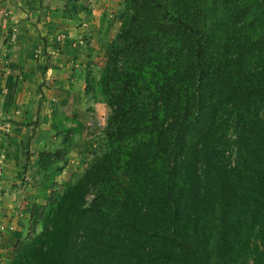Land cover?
Returning <instances> with one entry per match:
<instances>
[{
  "label": "trees",
  "instance_id": "1",
  "mask_svg": "<svg viewBox=\"0 0 264 264\" xmlns=\"http://www.w3.org/2000/svg\"><path fill=\"white\" fill-rule=\"evenodd\" d=\"M83 8L65 0L62 14ZM119 21L85 80L111 108L104 149L32 204L6 264H110L139 249L142 264H264V0H124ZM233 125L235 172L217 159ZM50 130L61 145L34 164L54 187L78 129Z\"/></svg>",
  "mask_w": 264,
  "mask_h": 264
},
{
  "label": "rangeland",
  "instance_id": "2",
  "mask_svg": "<svg viewBox=\"0 0 264 264\" xmlns=\"http://www.w3.org/2000/svg\"><path fill=\"white\" fill-rule=\"evenodd\" d=\"M14 1L16 0H0L1 63L14 61V63L17 64V60H21L19 59L20 56L16 50H9L17 37L15 34L16 32L12 33V35L9 32L12 31V27L9 26V17L11 15L10 8H13L12 14L19 12L16 10V5L20 3V1L17 0V4ZM30 2L31 3H28L30 5H26H28V11H37L38 18H36V23L39 21H47L46 24H50L52 22L49 28L53 27V29L48 33H52L55 36L56 41L57 34L67 30L66 28L57 29V22L63 21V18H66L69 22L77 25H81L82 22H86L87 29L85 33L88 36V40L84 49L89 46V43L92 40V26L96 25V19L93 17V7H97L98 9L106 8L104 6L105 0H77L78 5L84 8L75 13L73 18H70L65 14V16H63L62 14V6L65 0H30ZM116 2L117 3H115L112 7L111 4L107 6V12L111 15L108 20L111 21L109 24L112 30L117 27V22L119 26V18L121 13L124 11V0H116ZM32 4L34 5L32 6ZM6 10L9 11V13L6 12V15L2 14ZM46 15L49 16V18H46ZM42 24L45 26L44 23ZM13 30L15 31L16 29ZM36 31L38 32L39 30ZM38 35L40 36V33H38ZM106 39L111 40L112 38L110 37ZM105 40L102 42L103 47L100 45L98 49L100 53L98 54L99 57H101V55H103L104 52L106 53L108 50L104 51V48L106 47ZM40 46L41 45L35 44L32 46V50H35ZM79 48L83 49V47H76L75 49ZM35 60H39V58H35ZM94 60L95 59L93 57L89 60V62L93 63ZM89 62L86 64L85 70L87 72L91 69V74L88 79L91 83H94V78L96 79L100 74L101 67L94 64L91 66ZM13 67L14 66L8 67L7 70H10ZM18 74L20 75V72H18ZM22 82H24L23 78L17 76L14 82L15 92L13 94L16 96L14 97L15 99L12 98L9 99V101L6 100L8 95L6 86H0V101L3 103H9L7 104V107L10 106L11 109L15 106H19L12 110L24 111L26 115L24 118L28 121V123H24L21 120L11 118L10 116H4L0 113V134L2 135V138L0 137V264L8 263L12 256V249L16 240L18 238H25L28 235V219L32 204L34 202L42 203L45 200L46 195L52 189L62 191L69 183L75 180L82 173L93 157L103 151L105 143L104 128L107 123V117L111 112L110 106L104 98L102 99L99 93L94 96L90 95L88 98L89 101L94 99L98 102L94 105H90L87 101L85 105L82 104L81 107L78 108L80 113H82V111L87 112V114L94 113L92 117H85L88 122H86L85 126H83V120H80V118L82 119L81 116L77 117L75 114H65V108L62 106V102H58L63 99L58 100V96L53 97L51 95L52 93H50L51 91L45 92L43 90L42 87H47L45 84L29 85V83L24 84ZM7 85L10 88L13 86L11 81H9ZM29 91H31V98L28 99L27 103H25V100L22 102L20 100L21 96ZM4 95L6 97H4ZM51 97L55 99H51ZM23 104L24 109H22ZM253 112H256L255 114L262 117V105L252 104L251 113ZM10 121L23 124V126H25L28 130L22 133L23 136L21 137V143L16 145L18 149L15 151V156L17 155L18 161L16 160L15 163L12 160L11 163L5 164L4 150L6 147L3 144L7 142L8 135L10 134ZM52 121L59 122L62 126H66L69 129L77 128V133L71 132V136L72 139L76 136V142H79V144L71 146L64 161L56 162L53 165L54 167H60L63 165L62 171L54 175V179L56 181V185L54 187L49 186L48 180L42 175V173L37 172L36 166L33 163L36 153L40 150V148L49 150L61 145L60 137L58 136V138L57 136H54L50 130V124ZM8 126L9 128H7ZM238 131L239 127H235V125H233L228 133L225 134L223 138L221 137L222 143L218 145V148L220 149V154L217 158L218 164L220 162L221 166L224 167L223 169L231 172H235L240 169V166H243L241 158L238 157ZM14 149L15 147L12 148L13 151ZM180 185L183 188V184L181 182ZM91 197L92 195L88 196V201ZM24 200L27 202H23ZM217 207L218 206L216 204L214 206L215 212ZM236 214L241 215L239 210ZM210 232V245L214 248V237H211L214 235V231L211 229ZM140 252L141 249H139L138 252L126 251L125 253H122L121 251H117L115 256L110 259V264H142L141 256H139Z\"/></svg>",
  "mask_w": 264,
  "mask_h": 264
},
{
  "label": "crops",
  "instance_id": "3",
  "mask_svg": "<svg viewBox=\"0 0 264 264\" xmlns=\"http://www.w3.org/2000/svg\"><path fill=\"white\" fill-rule=\"evenodd\" d=\"M16 1L14 2L16 3ZM18 1H20V3H18L19 5L16 3V10L19 12L12 14L13 8H10L11 15L9 17V26H11L13 29H16L15 34L17 37L9 50H16L20 56L19 59L21 60H17V64H15L14 61H6L4 63L0 62V86H6L8 90L6 100L9 101V99H12L16 96L13 94L15 92L14 82L17 76L23 78L24 82L22 83L24 84H45L47 87H42L45 92L51 91L50 93H52L51 95L53 97L58 96V100L63 99L62 101L58 102H62V106L65 108V114H75L77 117L81 116L82 119L80 118V120H83V126H85V123L88 122L85 117H92L94 113L87 114V112L84 111L80 113L78 108H80L82 104L85 105L87 101L90 105H94L98 102L94 99H91V101L88 100L90 95L94 96L96 93L92 94L91 92L85 91L86 77H89L91 74V69L86 72L85 67L89 60H91L93 57L95 60L100 58L98 55L100 54L98 51L100 45H102V42L106 38H113L117 31L118 22L116 23L117 27L115 29L113 28L112 30L109 24L111 21L108 20L111 15L107 12V6L110 4L111 7L114 6V4L117 3L116 0L115 2L114 0H105L104 6L106 8L104 9L93 7V17L96 19V25L92 26V40L89 43V46L85 49H75L74 47H71V38H67L65 40L66 43L64 42V44L57 42L55 36L52 33H48L53 29V27L49 28L52 22L50 24H46L47 21H39L36 23V18H38L37 11H28L29 9L27 6L30 5L28 4L31 3L30 0ZM33 5L34 4H32V6ZM46 18H49V16L46 15ZM42 23H44L45 26ZM57 25V29L66 28L67 30L63 32L70 35V37L75 36L80 30V25L69 22V20L66 18H63V21L57 22ZM36 30L39 31L37 32ZM38 33H40V36ZM110 41L111 40L109 39L105 40L106 47L104 48V51L108 49ZM35 44L41 45L37 48L41 51L38 56H35L36 49L32 50V46ZM35 58H39V60H35ZM95 60L93 63L89 62V64L91 66L93 64L97 65ZM11 66L14 67L10 70H7V68ZM18 72H20V75ZM9 81H11L13 84L11 88L7 85ZM4 97L6 96L4 95ZM53 97H51V99H55ZM29 98H31V91L23 94L20 100L22 102L25 100V103H27ZM7 104L9 103H3L0 101V113H2L4 116H10L11 118L28 123L26 118H24L26 117L24 111L12 110L19 106H15L11 109L10 106L7 107ZM22 109H24V104ZM9 123L11 124L10 134L8 135L7 142L3 144L6 147L4 150L5 164L11 163L12 160L16 163L17 155L15 156V151L18 149L16 145L21 143V137L23 136L22 133L28 130L25 126H23V124L15 123L13 121H10ZM7 128H9V126ZM0 137L2 138L1 134ZM76 141V136H74L71 146L79 144V142ZM14 147L15 149L13 151L12 148ZM42 149L44 148H40V150ZM23 202L27 201L24 200Z\"/></svg>",
  "mask_w": 264,
  "mask_h": 264
},
{
  "label": "built area",
  "instance_id": "4",
  "mask_svg": "<svg viewBox=\"0 0 264 264\" xmlns=\"http://www.w3.org/2000/svg\"><path fill=\"white\" fill-rule=\"evenodd\" d=\"M9 11H4L2 14L6 15ZM86 22H82L80 25V30L77 32L75 36L68 35L67 33H59L57 34L56 38L58 42L64 43L67 38H71L70 45L74 48L78 47H85L87 44L88 36L86 35ZM12 35V34H11ZM40 54V49H36L35 56Z\"/></svg>",
  "mask_w": 264,
  "mask_h": 264
}]
</instances>
